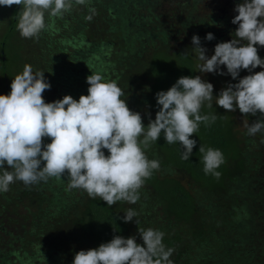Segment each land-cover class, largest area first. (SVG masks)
<instances>
[{
  "label": "trees",
  "instance_id": "trees-1",
  "mask_svg": "<svg viewBox=\"0 0 264 264\" xmlns=\"http://www.w3.org/2000/svg\"><path fill=\"white\" fill-rule=\"evenodd\" d=\"M158 2L86 0L80 5L73 0L70 11L48 16L40 33L44 45L36 67L58 80L51 84L53 100L66 95L79 100L88 94L87 77L98 73L104 81L117 83L123 92L121 99L141 114L147 127L149 117L154 120L159 110L157 92L167 91L182 76H201L197 59L186 55L187 45L173 50L170 31L176 29L179 38L187 34L185 41L192 44L194 35L210 29L215 38L205 41L207 49L222 33L217 22L201 16L197 7L201 0L181 3V13L173 24L167 21L169 25L157 9ZM21 8L0 6V78L5 86L1 95L10 94L12 80L25 64L32 66V43L15 37ZM146 23L154 28L144 30ZM257 48L264 59V47ZM223 69L227 73L226 66ZM240 76L234 80L230 74L222 75L212 84L228 86L238 83ZM217 92L218 86L212 107L205 101L200 109V115L216 116V120L208 126L201 122L190 137L197 144L189 160L181 158L180 143L167 144L163 133L145 149L148 159L158 160L160 167L138 190L140 198L135 204L118 201L108 207L83 189L69 191L67 174L28 186L20 184L19 194L3 201L0 196V211L11 213L16 205L26 211L22 216L27 222L21 225L15 219L14 228L0 225L6 237L0 239V264H72L79 251L98 248L116 235L135 236L143 245L139 227L164 233V245L173 250V264H264V183H257V177L250 182L249 175L257 172L246 155L247 149L253 152L250 141L239 134L232 113L216 104ZM247 116L251 123L260 119L259 113ZM50 142L48 138L44 144ZM201 144L223 153L225 162L216 169L221 173L218 179L203 171ZM104 152L109 155L107 149ZM129 209L138 215L125 223L119 217ZM14 255L18 259L12 261Z\"/></svg>",
  "mask_w": 264,
  "mask_h": 264
},
{
  "label": "clouds",
  "instance_id": "clouds-1",
  "mask_svg": "<svg viewBox=\"0 0 264 264\" xmlns=\"http://www.w3.org/2000/svg\"><path fill=\"white\" fill-rule=\"evenodd\" d=\"M75 3L83 5L86 0ZM13 5H22L17 24L20 36L38 39L46 28L45 12L62 16L71 10L73 0H0V6ZM234 11L238 15L231 22L238 27L231 41L218 43L209 58L201 38L194 35L192 49L202 61V73L230 74L234 80L241 70L250 73L222 89L216 104L229 112L238 108L245 116L261 114L260 119L245 124L247 134L254 136L264 130V71H253L264 68L257 48L264 47V0H243ZM214 38L212 33L205 37L208 41ZM221 66H226L227 73ZM86 82L88 94L79 100L66 95L47 103L43 93L51 84L44 72L34 73L25 64L12 80L10 94L0 95V192L9 191L16 180L28 186L67 174L69 191L83 189L108 207L118 201L135 204L140 198L138 190L160 167L158 160L148 159L145 149L163 133L167 144L180 143L181 158L189 160L197 144L190 137L201 122L208 126L216 120V116L200 115L205 101L212 107L214 85L199 75L182 76L167 91L157 92L159 110L154 120L149 117L147 127L141 114L121 99L123 92L115 81L106 82L92 72ZM46 137L51 140L48 144H44ZM199 153L203 154L204 173L218 179L221 173L216 169L225 162L222 151L201 144ZM137 215L129 209L119 218L128 223ZM138 231L143 245L135 236L116 235L98 248L79 251L72 264H173V250L164 245L163 232L140 227Z\"/></svg>",
  "mask_w": 264,
  "mask_h": 264
},
{
  "label": "rangeland",
  "instance_id": "rangeland-1",
  "mask_svg": "<svg viewBox=\"0 0 264 264\" xmlns=\"http://www.w3.org/2000/svg\"><path fill=\"white\" fill-rule=\"evenodd\" d=\"M201 4L198 7V10L201 14V16L209 18V19H213V21L217 22V24H219L221 26V35H218V41H215V45L210 47L209 49H207L206 55L210 58L213 54H214V49L215 46L220 43V42H229L233 39V34L235 32V30L237 29L238 25H234L231 21L234 19V17L236 15H238V13H236L234 11V8L236 6V4L238 3H242L243 0H201ZM185 0H159L158 2V10L160 12L161 15H164V19L165 22L169 24H173L176 21L177 16L181 13L180 12V4L184 3ZM190 2V1H187ZM188 12H191V8H187ZM8 11H10V9H8ZM148 13V12H147ZM134 16V14H132ZM52 17L49 15L48 12H45V20L47 17ZM167 17V18H165ZM55 18V17H52ZM50 21V20H49ZM167 23V25H169ZM151 25H153L152 23H150ZM136 26V23H135ZM152 26H149L147 23L144 25V30L149 31L151 30ZM210 32V29H208L207 31H200L198 32L196 35H198L199 37H201V39H204L206 37V35ZM171 33V41H170V45L174 46L173 50H179V48H181L184 45H187V48H185L184 50H186V55L188 58H190V55L193 57L194 60L197 59V63H196V70L199 71L201 73V76L203 79L208 80L210 83H213L216 79H218L220 76L219 74H214V73H202L200 71L199 65L202 63V61H200L198 59V54L192 49L194 46L193 44H190L189 42L185 41V39L188 37L187 34L183 37V33L181 35V37L183 38V41H185L186 43H184L182 41V38H179L177 35V30H173L170 31ZM193 34V33H192ZM0 36H2V34L0 33ZM191 36V35H190ZM15 37L17 39H21L24 40L26 39L27 41H30L31 44V53H30V58H31V62H32V69L33 72L35 73L36 71H42L45 72L43 69H41V67L39 66L36 67L38 65L39 62V57H41L40 55H42L40 52H42L43 49V38L42 36L39 34V38H31V39H27V38H22L19 34V31L17 32V34L15 35ZM206 39L201 43V46H205ZM190 45V46H189ZM49 53V51H47ZM50 54V53H49ZM106 56V55H105ZM222 70L223 69V66ZM254 72H260V71H264V68H260L258 67L257 69L253 70ZM250 73L247 70L242 71L240 78H243L244 76L249 75ZM47 82H49L50 84H56L55 81L58 83V80L53 78H50V75L48 73V75L45 76ZM1 78H0V82H1ZM83 80V79H82ZM61 83V82H60ZM0 95L2 94L1 91L4 89V84L1 82L0 83ZM218 86V92H217V96L219 95L220 91L222 89H225L227 86L224 85H214V87ZM51 89H53V87L51 86L50 90H45V92L43 93V97L45 102L47 103H51L54 102L53 100V96L54 94L51 92ZM56 91H58V88H56ZM232 113L233 118L235 119V123H236V128L239 132V134L244 137L246 136L250 143L248 144L250 149L253 152H249L247 149L246 155L247 158L249 160V165L251 167H257V172L255 175H253L252 173L249 175V179L250 182H254V179L257 177V183H261V180H263L264 183V138L262 136H260L259 133H262L264 135V130H262L261 132L256 133L254 136H250L247 134V128L245 127V124H251V120L248 118V116H245L244 114H242L239 109L237 108L236 111L234 112H230ZM251 115V114H249ZM260 118L261 115L259 114ZM47 137L44 138V142L47 141ZM261 164V165H260ZM261 166V169H260ZM5 167H7L5 165ZM9 171H12V169H8ZM189 180H185V182H188ZM20 184L24 183L22 181L16 180L15 182L11 183L9 186V191L7 192H0V196H2V201L4 199H8L11 197H15L16 195L19 194V191L21 190V186ZM35 186H33L34 189ZM128 205V204H127ZM11 210V209H10ZM15 211L14 213V217H12L10 214ZM11 213L8 212V210H3L1 209L0 214H4L2 217L0 218V225L3 224V228L4 227H11L14 228L16 226L15 224V219L18 223H21V225H24L25 223L27 224L26 221H24V217L22 215H26V211L24 209H20V207L15 205V209L11 210ZM20 214L21 216L16 217V215ZM11 222V223H8ZM2 228V226H0V229ZM2 238H6L3 234L2 231H0V239ZM12 261H15L18 259V257L16 255L10 257Z\"/></svg>",
  "mask_w": 264,
  "mask_h": 264
}]
</instances>
